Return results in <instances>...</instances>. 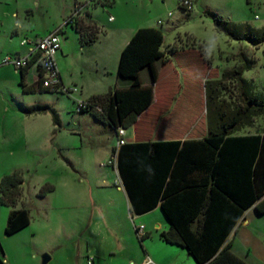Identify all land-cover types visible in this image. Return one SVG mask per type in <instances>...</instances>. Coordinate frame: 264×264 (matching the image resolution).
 <instances>
[{
    "label": "rangeland",
    "instance_id": "obj_1",
    "mask_svg": "<svg viewBox=\"0 0 264 264\" xmlns=\"http://www.w3.org/2000/svg\"><path fill=\"white\" fill-rule=\"evenodd\" d=\"M57 2L52 0L53 5L58 6ZM106 2L108 4L109 0ZM177 2L167 0L166 7H158L159 11L164 7L166 12H170V20L174 22L170 28L166 14L156 22L158 29L155 30L161 31L162 46L168 49L182 46L195 48L203 55V60L195 55L200 62L196 58L192 62L194 53L184 52L185 56L165 65V71L173 72V79L168 82L172 96L159 115L157 126L162 129L169 126L175 135H183L193 124L206 119L204 77L207 80L219 79L223 72L246 60L250 69L244 71L242 77L250 84L253 95L264 98V42L253 46L247 41L229 39L217 32L212 20L205 15L210 11L229 23L249 25L260 30L264 28V0H191L193 7L189 15L179 9ZM117 4L114 9L112 6L104 8L99 14L98 20L106 30L110 27L107 24L110 15L115 19L114 24L120 19L119 2ZM146 9L140 7L142 15L147 18L158 13L152 7L149 8L153 9L150 13ZM150 14L153 16L148 17ZM42 18V11L36 12L32 22L43 26ZM158 22H163V26ZM104 33L96 34L97 37L102 35V42H105V36L108 37ZM78 60L76 55L74 62ZM83 63L87 68L82 72L84 79H102L100 75H94L96 72L90 75L93 65L89 54ZM108 68L113 71L111 64ZM98 73L102 74V71ZM142 74L146 78L145 73ZM104 77L106 83L108 77ZM42 94L24 96L22 101H12L11 97L2 99L0 96V112L4 107L8 108L10 102L17 108L21 104L31 107L35 101L46 98L53 106L55 104L62 124L56 139L52 133L49 143L45 144V120L27 119L26 115L24 120H10L7 113H4L7 120H0L4 126L3 129L0 127V180L14 169H21L24 183L14 209L26 210L30 216L27 227L6 236L4 228L8 215L3 218L0 213V260L3 264H41V257L47 255L50 258L48 264H87L89 258L93 264H127L129 261L140 264L144 249L131 220L125 218L127 210L125 217L122 216L124 203L121 193L116 190L119 182L115 168L108 165L110 147H115L116 142L114 134L109 127L98 124L91 115L78 114L68 97L53 93L39 96ZM236 96L233 84L226 83L221 98L235 104ZM6 125H18L19 131H13L14 127L9 130ZM22 126L30 128V147L23 154L8 157L4 154L5 145L11 140H18ZM262 129L264 115L253 118L252 124L239 133ZM131 132L128 130L127 136ZM156 132L151 137H155ZM69 160L73 167L68 165ZM102 179L107 185L98 184ZM41 191L43 196L39 195ZM5 210L9 214L10 208L0 207V211ZM247 220L248 223L240 227L232 242V252L246 264H264V215L248 214ZM146 247L157 256L163 252L157 241L148 242ZM189 258L195 264L193 258Z\"/></svg>",
    "mask_w": 264,
    "mask_h": 264
},
{
    "label": "trees",
    "instance_id": "obj_2",
    "mask_svg": "<svg viewBox=\"0 0 264 264\" xmlns=\"http://www.w3.org/2000/svg\"><path fill=\"white\" fill-rule=\"evenodd\" d=\"M205 15L215 30L229 39L253 46L264 42V28L232 24L210 11ZM70 27L78 33L82 46L97 41L93 25H84L79 19ZM162 40L160 31L138 30L122 51L117 68L119 78L131 80L130 86L91 97L86 100L88 110L80 114H89L108 126L115 138L118 128L133 125L152 101V88L141 85L139 71L148 68L154 83V63L164 61ZM244 62L223 72L219 79L204 82L208 132L203 141L124 142L112 151L130 212L143 215L159 206L170 224V230L161 233L160 239L185 249L196 264H246L231 252L230 244L224 243L249 208L254 206L257 215H264V136H234L252 124L253 118L264 115V98L253 95L250 84L242 77L250 69L249 62ZM31 65L33 61L19 70L22 91L49 93L38 83L25 86L24 76ZM226 83H232L237 92L235 104L221 98ZM23 113L49 114L53 126L60 127L58 115L49 105L36 104ZM23 183L20 171L0 180V205L13 208L6 220V236L30 223L28 211L14 209ZM146 238V234L138 237L139 243Z\"/></svg>",
    "mask_w": 264,
    "mask_h": 264
},
{
    "label": "crops",
    "instance_id": "obj_3",
    "mask_svg": "<svg viewBox=\"0 0 264 264\" xmlns=\"http://www.w3.org/2000/svg\"><path fill=\"white\" fill-rule=\"evenodd\" d=\"M100 1V2H99ZM97 5H92L88 10L83 13V16L80 18V21L84 25H93L97 30V33L105 32V42H102L101 37L99 35L97 37V41H95L91 45L82 46L79 40V35L75 31L73 27L66 26L62 29L61 34V47L56 57V64L60 73L61 81L65 86L71 87L76 86L79 89V98L83 100H88L93 96H101L105 95L109 92H113L115 89L119 88H128L131 84L130 79H121L117 75V68L120 60V56L126 45L129 43L134 34L140 30L145 28H154L158 29L157 21H160L161 17H165L166 14V22L168 26L171 28L174 26V22L170 18L167 17V14L170 12H166V1L167 0H109V3L106 4L107 0H99ZM119 2L118 9L121 13L120 19L117 23L114 24L115 19L113 16H109L107 19V24L110 26L107 30L106 28L99 22V14L102 12L104 8H113L116 7ZM57 5H53L52 0H0V60L6 56L8 57H17L24 56L28 53L30 44L25 46L21 45L23 39H27L28 41H32L37 38H43L48 35L54 29L60 27L71 15L73 6L75 4V0H58ZM150 5V6H149ZM162 5L159 11L158 7ZM156 6V7H155ZM140 7H146L147 13L153 11V9L157 10L156 15L152 18H147L145 15H142ZM152 7L153 9H149ZM102 8V9H101ZM42 11V21H44V25L34 24L32 20L36 12ZM166 12V13H165ZM191 12V11H190ZM190 12H186L188 15ZM153 14V13H152ZM163 15V16H162ZM153 15H149L151 17ZM44 18H47L49 22L47 23ZM109 18H112V21H109ZM143 18L145 20H143ZM41 24V23H40ZM46 24V25H45ZM241 25V24H238ZM159 26V25H158ZM160 26H163V22H161ZM252 27V26H251ZM254 28V27H252ZM256 29V28H255ZM161 32V31H160ZM111 36H114L110 39ZM78 47V48H77ZM182 49V50H181ZM160 51L163 53L164 61H157L154 63V71H155V81L152 83L151 76L148 68H142L139 71V79L140 83L143 87H151L152 88V101L151 103L141 112V114L137 117L136 122L131 125L128 129L125 130L124 140L125 143H153V142H170V141H203L207 136V122L206 119L204 121L197 122L193 124L188 131L183 135H175L173 130L169 126L158 127V117L163 113V108H165L172 96L169 93L170 85L169 81L173 79L172 71H165V65L168 63H172V60H177V57L185 56L184 52L194 53L192 58V62H194L196 56L200 57L203 60V55L198 52L195 48H184L175 47V48H163L160 47ZM89 54V59L92 62L93 70H90V75L96 72V76L100 75L102 79H91L86 80L82 76V72L86 71L87 68L83 63L84 58ZM182 54V55H180ZM79 58L77 62H74L75 57ZM198 62H200L199 58H196ZM109 64L113 66V71H109ZM146 70V71H144ZM3 71V72H1ZM102 71V74L98 72ZM77 72V74H74ZM145 73L146 78L142 73ZM35 75L36 70L35 66L31 65L25 73L24 83L26 87H30L35 84ZM77 75V77H75ZM107 76L106 83L104 82V76ZM101 80V81H100ZM207 79L205 77L202 79L204 83ZM215 80V79H212ZM20 81V71L14 69L11 66H0V96L2 99H8L11 97V100H23L24 96L31 95L30 93H24L22 91V87L19 85ZM102 84L104 86H102ZM162 84V89H160V85ZM32 94H42V93H32ZM47 94V93H43ZM39 95V96H43ZM49 94V93H48ZM205 99V93H204ZM11 103V102H10ZM8 108H5L0 112V120H7L4 113H7L10 120L13 118H17L19 120H24L26 116L23 113L25 108H29L24 105H20L18 108L14 106L13 103L10 104ZM205 103V100H204ZM4 104V103H3ZM43 104L49 105L52 107L56 114L58 115L60 121V127L55 128L53 124H50L51 118H49V114H35L32 116H28L27 119L40 120L43 119L47 122L46 128V140L45 144L49 143V139L51 134L54 132V138L56 139V135H59L61 132V120L60 116L56 110V106L51 103L48 99L43 98L41 100L35 101L32 105ZM12 107V108H10ZM18 109V110H17ZM85 115V114H84ZM89 115V114H86ZM2 116V117H1ZM96 121V120H95ZM97 122V121H96ZM0 122V127L3 129V123ZM100 125H103L97 122ZM13 125V123H12ZM16 126V127H15ZM6 125V128L14 127L15 130L19 131V126L15 125ZM105 126V125H103ZM108 127V126H105ZM36 128V127H35ZM30 129V128H29ZM29 129L21 128V134L17 141L11 140L7 142L5 145L4 154H7L8 157H15L16 154L25 153L30 147L29 140ZM132 131L130 136H127V131ZM112 131V130H111ZM157 131V135L155 137H151V134ZM113 133V132H112ZM249 135H262L264 136V129L257 130L253 133L250 131L243 133H235L234 136H249ZM53 139V140H55ZM55 142V141H53ZM95 143V142H92ZM114 147L111 145V158H113L112 151ZM61 150V149H59ZM3 153V152H2ZM115 156V154H114ZM111 160V159H110ZM109 160V161H110ZM71 167H73V163L69 160ZM117 165V159H116ZM115 168V173L119 182V186L116 187V190L119 191L122 195L123 199V212L122 216L125 217V212L127 210V217L131 220L132 225H134V229L136 226H143L145 234L147 238L140 244L143 250V259L140 264H145V260H150L152 264H194L187 254V251L179 246L170 245L164 243L160 239L161 233H167L170 230V224L163 215L159 206H157L152 211L143 214V215H134L130 212L131 206L128 200V197L125 193L123 184L119 178V174L117 171V166ZM21 169H14L13 171H19ZM12 171V172H13ZM21 172V171H20ZM5 176V175H4ZM100 185H107L106 181L102 179L101 182H98ZM115 187V185H114ZM4 208H10L1 206ZM254 206L249 208L247 211L243 213L241 220L235 227L236 231H232L230 235L227 237L224 246L227 244L232 245V242L236 235L240 231V227L248 223L247 215L255 213ZM12 209L10 208V211ZM159 211L161 215L159 214ZM1 216L6 217L8 215V210L0 211ZM256 214V213H255ZM257 215V214H256ZM152 218V221L150 220ZM137 224V225H136ZM136 225V226H135ZM150 241H157L158 245L161 247L162 251L160 256H157L152 251H148L147 244ZM176 247V248H174ZM231 252L232 249L230 248ZM233 253V252H232ZM234 254V253H233ZM160 259H159V258ZM127 264H134L133 261H129ZM196 264V263H195Z\"/></svg>",
    "mask_w": 264,
    "mask_h": 264
},
{
    "label": "built area",
    "instance_id": "obj_4",
    "mask_svg": "<svg viewBox=\"0 0 264 264\" xmlns=\"http://www.w3.org/2000/svg\"><path fill=\"white\" fill-rule=\"evenodd\" d=\"M99 0H75L72 13L70 17L58 28L51 31L43 38H37L32 41L23 39L21 45L25 46L30 44L29 51L24 56L17 57H4L0 60V66H11L16 70L26 68L30 61H33L35 66L36 75L35 83L53 94L64 95L68 97L75 107V111L80 114L88 110L86 100L79 98V89L76 86H65L60 77V73L56 64V57L61 47V34L63 27L73 26L79 20L83 13L88 10L92 5L97 4ZM178 7L185 12L192 10L193 4L191 0H178ZM171 13L167 14L170 17ZM112 21V18H109ZM160 22H158L159 24ZM161 24V23H160ZM125 130L118 128L116 131L115 148L118 149L124 144ZM108 165L116 166V157L111 158ZM135 233L139 238L145 235L143 226H136ZM87 264H93L91 258L87 259ZM145 264H152L150 260L145 261Z\"/></svg>",
    "mask_w": 264,
    "mask_h": 264
},
{
    "label": "water",
    "instance_id": "obj_5",
    "mask_svg": "<svg viewBox=\"0 0 264 264\" xmlns=\"http://www.w3.org/2000/svg\"><path fill=\"white\" fill-rule=\"evenodd\" d=\"M49 261H50L49 256H47V255H43V256L41 257V264H48Z\"/></svg>",
    "mask_w": 264,
    "mask_h": 264
}]
</instances>
